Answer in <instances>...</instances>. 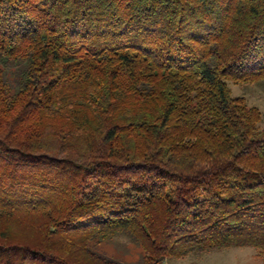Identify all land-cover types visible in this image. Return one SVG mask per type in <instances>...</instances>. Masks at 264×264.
Returning <instances> with one entry per match:
<instances>
[{
  "label": "trees",
  "instance_id": "obj_1",
  "mask_svg": "<svg viewBox=\"0 0 264 264\" xmlns=\"http://www.w3.org/2000/svg\"><path fill=\"white\" fill-rule=\"evenodd\" d=\"M264 0H0V264L264 257Z\"/></svg>",
  "mask_w": 264,
  "mask_h": 264
},
{
  "label": "rangeland",
  "instance_id": "obj_2",
  "mask_svg": "<svg viewBox=\"0 0 264 264\" xmlns=\"http://www.w3.org/2000/svg\"><path fill=\"white\" fill-rule=\"evenodd\" d=\"M232 96L245 98L249 106L257 107L262 119L258 128H264V82L234 83L228 82ZM97 249L124 263L140 264L144 251L128 237L117 235L102 242ZM163 264H264V257L258 254L254 247H228L200 253H191L183 258L168 259Z\"/></svg>",
  "mask_w": 264,
  "mask_h": 264
}]
</instances>
